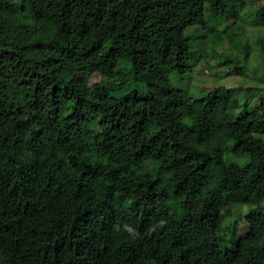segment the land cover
Wrapping results in <instances>:
<instances>
[{"label":"trees","instance_id":"1","mask_svg":"<svg viewBox=\"0 0 264 264\" xmlns=\"http://www.w3.org/2000/svg\"><path fill=\"white\" fill-rule=\"evenodd\" d=\"M246 6L0 0V264H264V101L223 86L194 101L169 81L192 70L185 31ZM97 65L115 73L90 92ZM229 187L248 230L233 222L222 246Z\"/></svg>","mask_w":264,"mask_h":264},{"label":"rangeland","instance_id":"2","mask_svg":"<svg viewBox=\"0 0 264 264\" xmlns=\"http://www.w3.org/2000/svg\"><path fill=\"white\" fill-rule=\"evenodd\" d=\"M263 3L264 0H247L246 8L241 12V20L236 24L224 22L207 12L206 31L196 28L185 31V35L191 38L192 70L183 76L175 72L170 73L171 85L188 94L194 101L201 100L217 86L240 90L255 87V91L250 94L238 93L236 99L252 108L264 101V53L256 45V41L264 36V27L255 24L256 9ZM225 32L231 41L224 38ZM212 33L220 34L223 42L212 41ZM114 73L115 69L109 65H97L88 81L89 91L94 92L100 87L108 89ZM125 90L141 95L146 93L144 84L132 81L130 77ZM261 136L264 140V135ZM227 159L231 160L228 156ZM233 191V187H229L223 192L224 207L220 217L222 246L229 245V231L233 222L239 236H244L248 230L245 216L250 207L232 205L235 200Z\"/></svg>","mask_w":264,"mask_h":264},{"label":"clouds","instance_id":"3","mask_svg":"<svg viewBox=\"0 0 264 264\" xmlns=\"http://www.w3.org/2000/svg\"><path fill=\"white\" fill-rule=\"evenodd\" d=\"M125 230L129 231V232H132V229L129 228L127 225H125Z\"/></svg>","mask_w":264,"mask_h":264}]
</instances>
